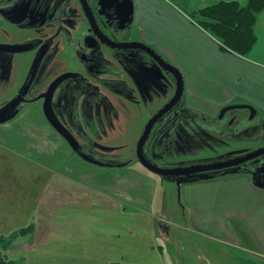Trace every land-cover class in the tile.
<instances>
[{
	"label": "crops",
	"instance_id": "0c3cea01",
	"mask_svg": "<svg viewBox=\"0 0 264 264\" xmlns=\"http://www.w3.org/2000/svg\"><path fill=\"white\" fill-rule=\"evenodd\" d=\"M132 1V35L181 72L185 110L213 117L226 107L248 105L256 109L264 123V11L255 26L257 42L251 53L242 57L222 49L192 15L220 2L246 6L248 0ZM11 123L1 124L0 129L13 128ZM253 132L254 129L243 130L241 135L249 147L261 146L264 132L255 137ZM23 145L24 149L25 140ZM180 186L187 218L181 228L175 229L171 221L162 218L155 221L147 212L139 211L131 214L135 218L129 227V239L122 236V213L119 221L110 225L119 233L110 234L106 230L107 211H99L96 220L91 216L88 199L85 209H77V216L65 224H56L57 231L48 240L50 256L35 255L37 258L32 260L36 264L48 257L49 264H218L199 251L197 246L202 240L183 236V230H191L223 246L226 261L220 264H264V221L260 217L264 186L255 184L250 172L207 175L182 181ZM38 219L39 216L36 225ZM142 222L150 231H142ZM170 245L174 246L173 254ZM24 260L30 259L24 256Z\"/></svg>",
	"mask_w": 264,
	"mask_h": 264
},
{
	"label": "flooded vegetation",
	"instance_id": "af4514ba",
	"mask_svg": "<svg viewBox=\"0 0 264 264\" xmlns=\"http://www.w3.org/2000/svg\"><path fill=\"white\" fill-rule=\"evenodd\" d=\"M120 22L119 16L108 11L102 0H0V98H4L0 109L13 100H21L19 115L27 109L44 116L46 99L52 100L53 112L84 153L111 165L127 164L121 168L132 163L130 160L117 162L106 152L120 150L122 147L115 141L124 134L126 126L146 116L140 121L141 132L133 150V162L149 171L139 160L138 143L149 122L175 97L176 80L164 63L156 61L151 49L156 50L137 42L133 35L126 36ZM156 99H161V106L148 113ZM181 101L160 117L144 145V158L160 168L167 169L163 167V160L168 147L171 149L169 142L177 140L176 133L184 132L180 122L186 119V110L184 106L183 111L178 108ZM222 110L206 117L222 120L229 111ZM250 114L251 118L258 116L257 112L253 115L250 111ZM232 130H227L225 135H241L245 127ZM248 144L239 140L226 143L223 146L226 150L220 153L214 148V153L205 152V155L219 158L197 166L230 162L263 147ZM156 149L161 150L159 154ZM245 149L251 150L239 152ZM248 163L194 175L251 170Z\"/></svg>",
	"mask_w": 264,
	"mask_h": 264
},
{
	"label": "rangeland",
	"instance_id": "374dc122",
	"mask_svg": "<svg viewBox=\"0 0 264 264\" xmlns=\"http://www.w3.org/2000/svg\"><path fill=\"white\" fill-rule=\"evenodd\" d=\"M173 94L174 88L171 89L170 96ZM3 99L0 98V102ZM160 100L156 99L155 103H151L147 112H155L162 104ZM183 104L181 101L178 105L181 111ZM26 110L8 122H13L11 123L13 128L0 129V238L10 237L18 230L34 225L32 232L18 236L7 250L6 255L14 260V264H36L35 260H32L37 258L35 255L50 256L48 240L57 231L56 224L58 223V226L61 223L65 224L68 219L77 216L79 209L86 208L88 199L91 216L96 220L99 211L103 212L104 208L107 211V233L115 235L119 233V230L110 225H114L113 222L116 220L119 221V215L122 213L124 238H128L131 233L129 227L135 218L131 215L132 212H147L155 221L158 218L171 221L175 229L185 224L187 218L179 182L196 180L199 177L197 175L189 179L162 177L133 162L135 161L133 150L141 132L140 121L146 116H140V120L136 119L137 121L126 126L124 134L115 141L122 147L120 150L106 152L107 156H113L117 162L130 160L132 163L130 167L112 170L91 165L76 157L62 137L55 133L45 116L35 110L28 112ZM144 112L146 115V110ZM185 118L189 121L183 119L180 122L184 132L176 133L177 140L169 142L171 149L168 147L169 152L163 160V167L167 169L185 165L197 166L216 160L218 156H208L205 152L214 153L215 148L220 153L226 150L223 147L226 143H232L233 140L243 142V135H235L232 132V129L238 126L245 127V130L254 129V137L264 132L262 119L259 116L251 118L250 111L243 109L229 110L222 120L186 110ZM227 130H232L229 135L233 133L234 139L225 135L228 134ZM24 140L26 146L23 149ZM260 145L264 146V142ZM156 151L159 154L161 150ZM248 165L250 169L255 167L254 172L264 180V156L251 161ZM56 175L58 178L54 180ZM261 213L263 214L260 217L264 221V208ZM37 216L39 219L36 225ZM141 227L144 232L150 231L143 222ZM183 236L189 240L191 238L202 240V244L197 248L203 251L206 259L218 264L226 261L222 245L195 235L191 230H183ZM172 237L174 238V234ZM170 247L171 254L175 253L174 246ZM24 256L30 260L27 262ZM39 263L40 261L37 262ZM43 263L49 264V257L41 262Z\"/></svg>",
	"mask_w": 264,
	"mask_h": 264
},
{
	"label": "water",
	"instance_id": "95a60500",
	"mask_svg": "<svg viewBox=\"0 0 264 264\" xmlns=\"http://www.w3.org/2000/svg\"><path fill=\"white\" fill-rule=\"evenodd\" d=\"M102 3L107 6L108 11H114L116 15L119 16L120 22V29L122 32L130 37L132 35V19L134 15V3L132 0H102ZM137 45L141 46L140 43ZM151 53L154 54L156 61L159 60L160 62L164 63L165 68L171 73V75L176 80V95L175 97L165 106V108L157 114L147 125L146 130L138 143V157L141 164L147 168L149 171L153 172L154 174L163 176V177H182V176H189L198 173L204 172H211V171H222L226 170L231 167L239 166L242 164H247L248 162L254 161L260 157L264 156V146L250 152L249 154L242 156L238 159H235L230 162H218L214 164L202 165V166H193V167H180V168H171L165 169L160 168L158 166L149 163L143 156L144 145L146 140L148 139L151 130L155 123L160 119L163 114L171 111L182 99L184 94V79L181 72L173 65L165 61L156 51L151 49ZM52 100L47 101L44 104L43 112L46 120L48 123L55 129V131L67 142V144L72 148L73 152L80 157L82 160H85L91 164L108 167V168H121L127 166V164H119V165H111L108 163H104L95 159L94 157L87 155L84 153L76 139L71 135V133L64 127V125L59 121L58 117L52 110ZM21 100H13L8 103L6 106L0 109V125L8 123L9 121L13 120L15 117L19 115L21 112ZM234 108L240 109H247L252 112V114H256V109L252 106L248 105H241L236 107H226L222 111L225 112L226 110H231ZM253 175V181L257 185H262L264 180L261 176H258L257 173L253 170H246ZM181 182H179V185Z\"/></svg>",
	"mask_w": 264,
	"mask_h": 264
},
{
	"label": "trees",
	"instance_id": "16d2710c",
	"mask_svg": "<svg viewBox=\"0 0 264 264\" xmlns=\"http://www.w3.org/2000/svg\"><path fill=\"white\" fill-rule=\"evenodd\" d=\"M263 11L264 0H248L246 6L238 2H220L200 10L192 18L220 42L222 49L246 57L257 42L255 26ZM33 228L34 225L16 231L10 237L0 238V264L15 263L6 255L7 250L18 236L27 235Z\"/></svg>",
	"mask_w": 264,
	"mask_h": 264
}]
</instances>
